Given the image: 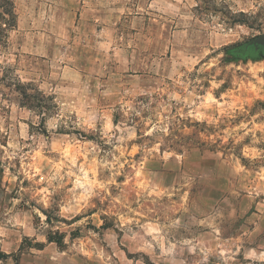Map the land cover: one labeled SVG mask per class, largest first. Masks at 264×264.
<instances>
[{"label":"rangeland","instance_id":"rangeland-1","mask_svg":"<svg viewBox=\"0 0 264 264\" xmlns=\"http://www.w3.org/2000/svg\"><path fill=\"white\" fill-rule=\"evenodd\" d=\"M14 4L0 264H264V0Z\"/></svg>","mask_w":264,"mask_h":264},{"label":"trees","instance_id":"trees-1","mask_svg":"<svg viewBox=\"0 0 264 264\" xmlns=\"http://www.w3.org/2000/svg\"><path fill=\"white\" fill-rule=\"evenodd\" d=\"M17 26V13L15 10L14 0H0V44L4 46L8 34L11 30L15 29ZM2 78H0L1 80ZM122 112H115L113 121L116 123L119 117L122 116ZM132 121H135V116L131 117ZM46 239L49 242H55L60 245L63 241V234L59 232L49 233L46 235ZM37 247L42 246V244L37 243Z\"/></svg>","mask_w":264,"mask_h":264},{"label":"water","instance_id":"water-1","mask_svg":"<svg viewBox=\"0 0 264 264\" xmlns=\"http://www.w3.org/2000/svg\"><path fill=\"white\" fill-rule=\"evenodd\" d=\"M260 51L264 52V32L260 33L230 52L240 57L257 56Z\"/></svg>","mask_w":264,"mask_h":264},{"label":"flooded vegetation","instance_id":"flooded-vegetation-1","mask_svg":"<svg viewBox=\"0 0 264 264\" xmlns=\"http://www.w3.org/2000/svg\"><path fill=\"white\" fill-rule=\"evenodd\" d=\"M262 51H260V53H261Z\"/></svg>","mask_w":264,"mask_h":264}]
</instances>
